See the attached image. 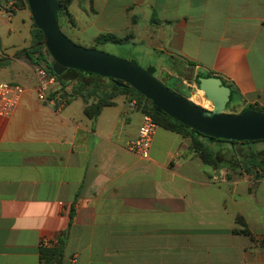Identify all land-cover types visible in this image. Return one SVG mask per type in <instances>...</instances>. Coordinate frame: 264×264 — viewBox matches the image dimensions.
Returning <instances> with one entry per match:
<instances>
[{
	"label": "crops",
	"instance_id": "0c3cea01",
	"mask_svg": "<svg viewBox=\"0 0 264 264\" xmlns=\"http://www.w3.org/2000/svg\"><path fill=\"white\" fill-rule=\"evenodd\" d=\"M18 4L0 0V60L11 58L0 83L23 89L0 116V264H41L40 249L58 252L52 264H264V177L242 169L244 152L200 139L216 149L212 168L157 126L148 157L130 153L134 102L118 96L87 118L77 76L47 82L16 55L32 29L30 17L25 37L13 26L28 11ZM69 12L70 32L125 39L162 81L196 91L217 77L240 111L264 108V0H74Z\"/></svg>",
	"mask_w": 264,
	"mask_h": 264
},
{
	"label": "water",
	"instance_id": "95a60500",
	"mask_svg": "<svg viewBox=\"0 0 264 264\" xmlns=\"http://www.w3.org/2000/svg\"><path fill=\"white\" fill-rule=\"evenodd\" d=\"M30 18L42 33L38 47H43L53 62L52 72L61 76L66 70L110 79L116 87H131L146 99L156 112H162L197 133L228 142H256L264 140V113L251 109L226 114L230 90L217 77L198 79L196 93L211 103V110L196 105L190 89L175 84L166 87L151 72L135 61L123 60L98 50L73 44L62 34L58 21L57 0H26ZM0 60V63L8 61ZM182 89V92H181Z\"/></svg>",
	"mask_w": 264,
	"mask_h": 264
},
{
	"label": "trees",
	"instance_id": "16d2710c",
	"mask_svg": "<svg viewBox=\"0 0 264 264\" xmlns=\"http://www.w3.org/2000/svg\"><path fill=\"white\" fill-rule=\"evenodd\" d=\"M15 1L17 6L19 5V2L22 7L27 8L26 0ZM73 1L74 0H57L59 7L58 21L60 17H63L70 23L71 26H74V23L72 15L69 12V7ZM42 39V33L34 26L32 22L31 43L29 47L19 51L18 53H16V55L28 59L31 64H33L37 68L45 69L47 74L57 81L66 76L65 74L67 71L69 73L68 75L77 76V79H73L76 81V84L71 88V93L73 96H80L83 99V101L85 102L84 114L89 119H96L103 108L113 105V99L118 96H124L129 100V102H134L136 109H138L142 114L149 115L158 127L179 134L184 138H189L191 151L197 154L204 164L212 168L217 167L218 163L216 156H214L205 148L200 139H205L213 143H227L233 146L238 144L248 146L251 144H257L258 142H264V140H262L256 142L237 143L205 137L197 133L196 131H193L190 128L178 123L164 113L156 112L154 110V107H152V105L146 99H144L131 87L127 85L123 87H116L110 81V79L101 78L96 75L80 73L74 70H66V72H64L61 76H55L52 72V60L43 47L37 46L42 42ZM125 41V39H118L112 35H101L95 39L96 44H123ZM6 63L7 61L2 62L0 63V66L5 65ZM151 74L153 75L152 72ZM89 80L95 81V84L89 86V84L87 83L89 82ZM106 81L110 83L111 87H109V85H104ZM70 84L71 83H68L66 85L62 84L61 90L63 89L62 91H65L66 87H68ZM91 98H93L94 101L88 103ZM230 103L231 101H229V103L226 105L225 110L230 107ZM247 109L264 113V108L258 106H249L244 110ZM239 160L240 165L245 172L254 173L257 177H264V152L244 151L242 159ZM237 222L241 223L239 219H237ZM244 233L246 232L244 231ZM53 254L59 255L56 250L54 251L50 249H40L39 257L41 264H52L55 261L53 260Z\"/></svg>",
	"mask_w": 264,
	"mask_h": 264
},
{
	"label": "rangeland",
	"instance_id": "374dc122",
	"mask_svg": "<svg viewBox=\"0 0 264 264\" xmlns=\"http://www.w3.org/2000/svg\"><path fill=\"white\" fill-rule=\"evenodd\" d=\"M30 14L29 12L26 11H19L16 14V17L14 18V22H13V26H16L18 28H20L21 31V36L25 37L26 36V29L24 26L21 25V21L22 20H29ZM59 28L60 31L62 32V34L64 36H66L73 44L86 48V49H94V50H98L100 52H103L105 54L123 59V60H128V61H135L138 66H140L141 68L145 69V64L144 62H142L140 56L137 54L138 48L137 49H132L131 47H128L126 44L123 45H114V44H96L95 42H93V38L95 36H97L96 30L95 29H89L86 30L83 34H74L72 32L69 31L68 29V25L65 21V19L63 17L59 18ZM68 71L66 72L65 75H68ZM155 78H157L160 82H162L166 87L168 88H172V86L174 85V82L172 80H167V81H162L161 77L157 74L153 75ZM4 80H9L8 77L2 76L0 74V81H4ZM104 85H109V87H111L110 83L108 81L105 82ZM189 89V88H187ZM192 93H196L195 91V86L193 88V90L190 91L189 94V98L198 106L207 109V110H211L212 105L210 102L206 101L201 93H198V95L196 96V98H198L199 100H195V97H192ZM231 107L233 106L234 108H229L227 109L224 113L226 114H237L240 113V108L241 105L239 104V102L237 100H234L230 103ZM237 106H239L238 108H236ZM219 144V143H217ZM222 147H229L230 149L232 148V146H228L227 143H223L220 144ZM234 150L236 151V153L234 154L233 151L231 152L232 155H236L239 156L244 152L245 150L248 151H257V152H264V142H258L257 144H251L248 146H244V145H234ZM215 148H208V151L211 152L214 156L217 155L216 153V149L214 151ZM237 149H241L240 152L237 151ZM220 154H222L225 157V149L223 152H219Z\"/></svg>",
	"mask_w": 264,
	"mask_h": 264
},
{
	"label": "built area",
	"instance_id": "2783aa9c",
	"mask_svg": "<svg viewBox=\"0 0 264 264\" xmlns=\"http://www.w3.org/2000/svg\"><path fill=\"white\" fill-rule=\"evenodd\" d=\"M37 73L41 78L46 79L47 82H51V78L45 69L37 68ZM45 83L39 86L38 97L40 100H45ZM23 89L20 86L9 85L6 83H0V116H7L16 107ZM157 125L149 115H142V122L138 129L136 138L129 141L127 150L141 157L143 159L148 157L150 144L154 135Z\"/></svg>",
	"mask_w": 264,
	"mask_h": 264
},
{
	"label": "bare ground",
	"instance_id": "6f19581e",
	"mask_svg": "<svg viewBox=\"0 0 264 264\" xmlns=\"http://www.w3.org/2000/svg\"><path fill=\"white\" fill-rule=\"evenodd\" d=\"M195 100H199L198 98H195ZM207 101V100H206Z\"/></svg>",
	"mask_w": 264,
	"mask_h": 264
},
{
	"label": "flooded vegetation",
	"instance_id": "af4514ba",
	"mask_svg": "<svg viewBox=\"0 0 264 264\" xmlns=\"http://www.w3.org/2000/svg\"><path fill=\"white\" fill-rule=\"evenodd\" d=\"M181 92H182V89H181Z\"/></svg>",
	"mask_w": 264,
	"mask_h": 264
}]
</instances>
